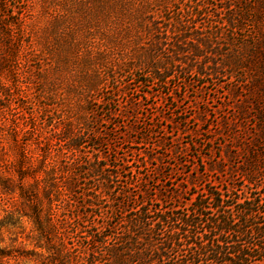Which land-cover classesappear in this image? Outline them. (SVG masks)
Here are the masks:
<instances>
[{"label": "trees", "instance_id": "obj_1", "mask_svg": "<svg viewBox=\"0 0 264 264\" xmlns=\"http://www.w3.org/2000/svg\"><path fill=\"white\" fill-rule=\"evenodd\" d=\"M11 4L0 0L1 6ZM122 8L129 27L120 42L104 34L98 39L109 44L110 55L115 52L111 68L105 56L99 58L95 65L103 74L75 90L60 82L65 60L29 46L50 100L44 106L47 133L16 178L8 175L10 165L0 166V264H264V195L256 193L264 187V0H121ZM3 26L7 30L12 22ZM86 32L90 37L93 29ZM183 73L228 82L232 105L224 110L232 109L234 123L252 119L257 128L243 146L236 145L247 151L241 186L219 161L208 170L220 179L197 177L186 209L182 188L169 198L160 190L152 194L140 165L121 157L93 158L103 142L88 120L95 109L85 107L109 104L105 95H94L108 76L121 84L116 91L126 93L131 81L168 87ZM247 186L253 188L243 198L232 192ZM132 189L139 190L135 198ZM25 219L32 249L18 244ZM2 230L12 235L9 246H1Z\"/></svg>", "mask_w": 264, "mask_h": 264}, {"label": "rangeland", "instance_id": "obj_2", "mask_svg": "<svg viewBox=\"0 0 264 264\" xmlns=\"http://www.w3.org/2000/svg\"><path fill=\"white\" fill-rule=\"evenodd\" d=\"M120 1L8 0L13 6L0 5V17H9L4 21L0 18V22H12L8 31L3 24L0 26V166L10 165L8 175L17 177L24 158L36 153L37 143L47 133L43 128L44 106L50 100L39 81L41 73L36 71L35 58L28 53L29 46L45 49L47 54L55 53L65 60L67 67L60 74V82L69 90H75L84 80L103 74L95 65L99 58L105 56L111 68L110 58L116 56L115 52L110 55L109 44L98 39L104 34L107 38L114 36L119 43L127 32L129 19L124 8L120 9ZM89 27L93 29L90 37L86 32ZM86 42L87 47L80 45ZM79 57L90 61L91 66L76 60ZM139 78L144 80V76ZM130 83L126 93L118 92L116 89L121 84L108 76L94 95L96 98L105 95L109 104L100 105L102 103L97 101L92 106L85 104L95 109L88 120L93 122L92 127L98 130L103 142L100 152L92 151L94 159L106 155L109 160L121 157L140 165L152 194L160 190L169 198L173 190L182 188L184 209L189 207L188 193L196 189L192 182L197 177L202 175L203 182L220 179V174L208 170L219 161L229 168L228 176H233L234 183L241 186L247 151L239 150L236 145L243 146V139L249 140L257 128L252 119L234 123L232 109L224 110L228 103L232 105L227 94L228 82L222 78L220 82L203 81L183 73L168 87L150 88L138 85L137 81ZM84 101L85 98H81V102ZM110 110L116 113L110 115ZM225 120L232 121V125L223 126ZM238 138L240 144L236 143ZM86 151L91 152L90 148ZM227 180L231 182L230 178ZM251 187L232 192L243 198L251 192ZM260 191L262 197L264 187L256 193ZM132 195V198L138 196L139 190L132 189ZM173 204L170 202L167 206ZM226 211L236 214V210ZM3 217L4 213L0 212V220ZM24 226L25 233L20 235L18 244L32 249L31 240L25 238L30 230L26 219ZM2 232L5 240L1 246H9L12 235L5 230Z\"/></svg>", "mask_w": 264, "mask_h": 264}]
</instances>
